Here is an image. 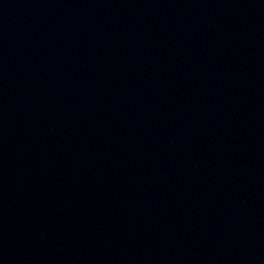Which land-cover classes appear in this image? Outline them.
<instances>
[{
    "label": "water",
    "instance_id": "1",
    "mask_svg": "<svg viewBox=\"0 0 264 264\" xmlns=\"http://www.w3.org/2000/svg\"><path fill=\"white\" fill-rule=\"evenodd\" d=\"M0 264H264V0H0Z\"/></svg>",
    "mask_w": 264,
    "mask_h": 264
}]
</instances>
